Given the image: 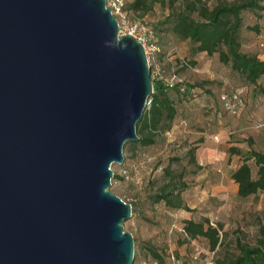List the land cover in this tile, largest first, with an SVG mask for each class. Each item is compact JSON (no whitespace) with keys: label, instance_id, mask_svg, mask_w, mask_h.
Wrapping results in <instances>:
<instances>
[{"label":"water","instance_id":"water-1","mask_svg":"<svg viewBox=\"0 0 264 264\" xmlns=\"http://www.w3.org/2000/svg\"><path fill=\"white\" fill-rule=\"evenodd\" d=\"M151 93L105 0H0V264H132L110 165Z\"/></svg>","mask_w":264,"mask_h":264},{"label":"rangeland","instance_id":"rangeland-1","mask_svg":"<svg viewBox=\"0 0 264 264\" xmlns=\"http://www.w3.org/2000/svg\"><path fill=\"white\" fill-rule=\"evenodd\" d=\"M113 0H105L106 6ZM123 5L130 0H121ZM215 1V0H212ZM230 1V0H226ZM159 9L145 17L136 19L142 25H151L158 17ZM154 13V14H153ZM126 20H130L123 12ZM240 51L253 53L264 61V12L259 20L244 14ZM116 21L119 18L115 16ZM145 25V26H146ZM257 27V32L252 30ZM261 45V46H260ZM182 61H192L193 65L181 68ZM151 79L166 80L172 74L190 85L209 81L212 84L195 90L192 99L182 103V117H176L170 131L163 134L159 145L144 150L122 146V162L112 163L110 169L118 178L110 179L109 190L121 196L126 203L136 204L135 211L122 223L124 231L141 246L150 242L163 247V263L171 264L170 256L180 263L214 264L224 255L236 254L237 242L255 245L259 229L264 230V197L261 192L240 198L229 173L241 159L228 148L241 152L261 148L264 136V77L257 80L255 88H241L228 69L217 61L216 55H189L186 43L168 44L164 55L148 54ZM182 64V65H181ZM232 89L243 93L245 105L237 115L225 114L219 107L218 97ZM209 92H204V91ZM201 140V141H199ZM190 146H196L194 159L196 166L186 163L184 154ZM171 161L173 171L182 172L186 188L182 190L183 203L190 211L169 210L161 203H150L147 198L150 182L154 186L163 179L162 168ZM248 164L255 171L251 160ZM207 219L209 224L220 229L222 247L210 252L202 239L181 243L183 220L199 221ZM132 264H155L141 251Z\"/></svg>","mask_w":264,"mask_h":264},{"label":"trees","instance_id":"trees-1","mask_svg":"<svg viewBox=\"0 0 264 264\" xmlns=\"http://www.w3.org/2000/svg\"><path fill=\"white\" fill-rule=\"evenodd\" d=\"M155 6L159 9L158 17L151 25L145 24L152 31L158 48L154 55H164L169 43L172 45L186 43L190 56L216 55L217 61L228 69L230 76L240 83L241 88H255L257 80L264 77V61L258 60L253 53L240 51L241 32L244 28L242 16L248 14L259 20L264 12V0H130L122 6V13L128 15L130 20L127 21L135 22L136 19L151 14ZM252 30L257 32V27H253ZM182 64L181 68H188L193 62L182 61ZM166 80L151 79L152 93L134 127L137 141H127L123 147L130 145V149L136 151V149L144 150L159 145L163 134L170 131L174 119L182 117L183 106L180 109L178 107L182 103L189 102L195 90L203 92L205 85L212 84L209 81H202L190 85L179 79V82L168 86ZM221 95L237 97L241 106L237 108L235 114H230L222 108L219 100ZM219 97V107L225 114L237 115L245 105L240 90L232 89L221 93ZM260 142L259 150L249 149L241 152L236 148H228L229 152L241 156L240 162L229 173L230 179L236 185V195L240 198L257 192H261L264 197V136L261 137ZM195 147L190 146L186 149L184 159L186 163L196 166ZM168 160L169 162L162 168L163 180L156 186H154L155 181L150 182L147 198L150 203H161L169 210L190 211L181 197L182 190L187 187L182 178L183 174L181 170L173 171L170 168L171 161H179V159L169 157ZM248 160L252 161L254 172ZM112 178L118 176L113 173ZM117 196L125 202L121 196ZM128 204L131 214L137 211L135 203L128 202ZM181 232L183 238L178 244L202 239L210 252L223 246L220 229L211 226L205 218L199 221L183 220ZM258 234L255 245L248 246L237 242L236 254L224 255L222 259H216L214 264H264V230L259 229ZM133 246V261L136 260L138 251H141L153 263H163V247L147 241L138 246L134 239Z\"/></svg>","mask_w":264,"mask_h":264},{"label":"built area","instance_id":"built-area-1","mask_svg":"<svg viewBox=\"0 0 264 264\" xmlns=\"http://www.w3.org/2000/svg\"><path fill=\"white\" fill-rule=\"evenodd\" d=\"M122 6L123 3L121 0H113L108 5L111 14L114 17L117 16L119 18V21H116L118 26V37L124 35H130L133 39H135L142 46L148 63V54L150 55L151 53L158 51V48L155 44L154 35L152 31L148 29L146 26L138 22L127 21L122 13ZM179 81L180 80L175 75H172L169 79L166 80V84H168V86H171L173 83ZM219 100L221 102L222 108L226 112H229L230 114H235L237 108L241 106V103L237 101L238 99L235 95H232L231 97H226L225 95H221L219 97ZM170 260H171V264H183L177 260H174L172 256H170ZM184 264H190V263H184Z\"/></svg>","mask_w":264,"mask_h":264},{"label":"crops","instance_id":"crops-1","mask_svg":"<svg viewBox=\"0 0 264 264\" xmlns=\"http://www.w3.org/2000/svg\"><path fill=\"white\" fill-rule=\"evenodd\" d=\"M236 186V185H235Z\"/></svg>","mask_w":264,"mask_h":264}]
</instances>
